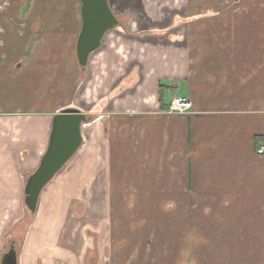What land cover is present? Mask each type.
<instances>
[{
	"label": "crops",
	"instance_id": "crops-1",
	"mask_svg": "<svg viewBox=\"0 0 264 264\" xmlns=\"http://www.w3.org/2000/svg\"><path fill=\"white\" fill-rule=\"evenodd\" d=\"M109 4L119 25L105 35L87 67H81L85 81L77 94L91 97L90 110L103 103L104 114L114 111L121 120L123 144H108L106 174L99 161L90 158L88 171L87 164H79L86 173L78 179L90 185L94 198L109 201L113 187L104 192L101 184L124 180L127 168L138 181L149 182L146 198L170 200L169 208L155 202L149 218L141 212L136 222H127L133 232L139 229L136 238L124 236L119 243L117 263L264 264V154L258 153L264 146V0H109ZM10 5L12 14H0V100L12 103L20 98L32 105L35 75L46 73L35 74L33 68L17 76L11 73L13 62L23 55L19 39L33 38L36 29L44 38L75 40L76 53L82 5L67 0L58 16L36 19V28L35 0H12ZM135 6L143 8L144 16H136ZM125 12L127 24L120 17ZM18 24L25 29L19 31ZM7 54L10 63L4 61ZM68 71L65 76L71 82L75 72ZM174 97L191 100L192 110L170 114ZM1 111L0 264L9 252L6 247L17 251L18 264H89L87 249L72 252L66 240L65 227L71 222L66 193L70 183H81L73 179L76 169L60 172L45 187L19 250L4 240L25 217L26 182L48 147L51 131L42 123L45 131L35 139L32 119L26 117L18 127L12 111ZM134 132L141 142L137 164H128L126 157L119 162L118 148L128 151L131 146L124 143ZM18 134L25 144H18ZM149 143L153 174L146 176L139 165ZM118 165L123 168L116 176ZM108 214L113 217V209ZM165 246L168 254L160 250ZM151 248L154 255H147ZM108 256L92 264H109Z\"/></svg>",
	"mask_w": 264,
	"mask_h": 264
},
{
	"label": "rangeland",
	"instance_id": "rangeland-1",
	"mask_svg": "<svg viewBox=\"0 0 264 264\" xmlns=\"http://www.w3.org/2000/svg\"><path fill=\"white\" fill-rule=\"evenodd\" d=\"M8 1L11 3L12 0H4V3H0L3 5L1 7L0 14L5 12L12 14L10 13L11 5ZM44 1L46 2V5L48 4L50 7L46 6L45 8ZM64 5H67V0H35V28L37 26L36 19H42L47 16H58ZM139 8L140 6L132 8L135 10L138 18L141 15L144 16V13L142 12L143 8L141 7L142 10ZM166 9L168 8L166 7ZM122 14H124V17H120L127 24L128 20L125 15H128V13L125 12ZM148 24L153 25L154 23ZM121 26H123V24H121ZM20 27L21 25L18 24V28ZM185 28L186 27H183L182 29L185 30ZM22 29H25L24 26ZM22 29L20 28L19 31ZM178 31H180V28ZM39 32L35 29L33 38L19 39L20 45L23 47L20 49L21 52L23 51V55L20 56V61L17 64L13 62L14 65L10 68L11 73L15 76L23 73L26 68H33L35 70V74H40L42 72L46 73L45 77H37V75H35L34 86L32 88L34 103L30 105L29 103L22 102L20 98H18V101L14 100L12 103H5L2 98V100H0V110L12 111L10 113L11 118L15 119L18 127H23L22 122L26 117L32 119L34 129L39 131L38 133L37 131L34 132L36 139L43 134L46 124H49V129L51 131L52 119L55 114L67 108H79L90 119L88 124H86L83 128V146L76 157H74L73 161H71L69 166L67 168L65 167V169H63L64 171L62 170L60 174H69L76 169L77 171L72 173L73 175L76 173L77 177L74 176L73 179L76 178L77 180H81V178H78L86 172L83 166L80 167L79 164L82 162L84 166L87 164L86 171H88L87 162L90 158L98 160L99 165L104 167L102 169L103 171H105L106 167L107 170H109L110 151L107 150V148H109L108 144L111 142H122L123 144L118 131L121 120L113 113L114 111H109L104 114L103 112L107 109L102 110V106L105 105L103 103H101V105H99L96 109L90 110L89 106L91 97L89 95L82 96L80 98L78 97L77 93L80 91V88L83 85L82 83L85 81V73L82 72L76 59V53L74 52L75 40L67 39L66 41L64 39L44 38ZM4 61L8 63L11 62L8 54L4 56ZM68 69H72L73 72H75L71 82H69L65 76V72L66 74L69 72ZM20 89L21 88L19 87V93ZM77 99L80 102V104L78 103L79 106H76ZM3 111H1V114ZM100 116L103 118L99 120L98 118H100ZM42 123L45 125L44 129L42 127ZM18 139V144L26 143L23 135L18 134ZM124 144H126V147H128V144L131 147H129L126 152H121L118 148V153H120L119 162L124 161L123 158L126 157L127 161L130 160V163L128 162V164L136 165L137 154L141 145L136 132L131 135L129 134V138L125 140ZM149 147H151L150 143L147 146V153L144 152V162L139 165L140 170L144 173L140 174L146 176L153 174V170L149 166V164H152V160L149 157ZM43 155H40V160ZM84 161L86 162L84 163ZM127 161L125 162L127 163ZM122 168L123 166L121 165L116 167V176L121 173ZM32 170L30 169L29 173ZM99 170H101V168H99ZM102 173L106 174V171ZM125 175V179L122 181L120 179V181H115L113 183L101 184L104 192L105 190H108L110 186L111 188L113 187V196L109 201L106 197H98L97 199L94 198L93 193L91 194L90 191L91 188L88 187L90 185L82 183L83 179L81 180V183H70V191L66 193L67 198H65L67 218L71 219L69 220L71 222H69V224L67 223L65 227L66 240L71 247L70 249L72 252H74L73 249H76L77 253L81 250V248L83 252L87 249L86 255L88 257L89 264H92L93 261L98 262L100 258H105L108 254L110 255L108 258L112 259L109 264H119L117 263L119 262L118 256L122 253V251L117 253L118 248H120L118 246L119 243H121L124 236H134V238H136L137 231L139 229V227H135L133 232L132 229H129L130 227L128 226V223H134L137 219H140V217L143 216L141 212H145V216L149 218L151 216L153 203L155 204V202L158 206L159 204H162V208L170 207L169 199L162 200L160 198L153 197L146 198L148 190H145L144 187H149V182L145 183L143 181H138L137 178L130 175V171H127V168L125 170ZM143 178L144 177H141L139 180H142ZM99 189L101 190L100 187ZM77 194L79 195L78 198H76ZM46 200H49V203H54V200H51L50 198ZM110 202H113L111 203V207L109 205ZM23 205L25 217L19 222L15 230L5 233L4 238L8 245L10 242H13L17 250H19V247L23 245L28 225L33 220L32 213L25 205V200L23 201ZM56 205L58 206L57 202ZM108 208L113 209V217L111 214H108ZM96 211L99 213L102 212V214L100 213L97 216L95 215ZM117 213L120 214L117 215ZM122 216L125 221L124 224ZM150 232L151 236L149 243L153 244L155 233L154 230ZM143 233L144 231L140 233V235ZM131 239L129 241H131ZM6 248L7 251H9L10 248ZM152 250L154 249L151 248V253H147V255H154ZM160 250H162V253L164 254L169 253V247L167 246L161 248ZM131 253H133V251H131ZM116 254H118V256ZM129 264L132 263L130 262ZM135 264H144V262H138Z\"/></svg>",
	"mask_w": 264,
	"mask_h": 264
},
{
	"label": "water",
	"instance_id": "water-1",
	"mask_svg": "<svg viewBox=\"0 0 264 264\" xmlns=\"http://www.w3.org/2000/svg\"><path fill=\"white\" fill-rule=\"evenodd\" d=\"M82 29L76 45L80 67L86 68L91 54L97 51L105 35L116 29L119 20L109 0H79ZM90 119L80 109L67 108L54 115L48 147L37 169L28 177L25 187V205L36 213L45 187L65 168L83 146V128ZM17 251L11 248L2 264H18Z\"/></svg>",
	"mask_w": 264,
	"mask_h": 264
},
{
	"label": "built area",
	"instance_id": "built-area-1",
	"mask_svg": "<svg viewBox=\"0 0 264 264\" xmlns=\"http://www.w3.org/2000/svg\"><path fill=\"white\" fill-rule=\"evenodd\" d=\"M193 108V103L188 98L177 97L172 100L168 107V112L175 114H186ZM259 154H264V146H261L258 150Z\"/></svg>",
	"mask_w": 264,
	"mask_h": 264
},
{
	"label": "trees",
	"instance_id": "trees-1",
	"mask_svg": "<svg viewBox=\"0 0 264 264\" xmlns=\"http://www.w3.org/2000/svg\"><path fill=\"white\" fill-rule=\"evenodd\" d=\"M257 140H259V139H257ZM258 142V141H257Z\"/></svg>",
	"mask_w": 264,
	"mask_h": 264
}]
</instances>
